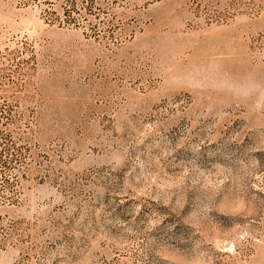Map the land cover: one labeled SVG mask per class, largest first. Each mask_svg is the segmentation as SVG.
I'll list each match as a JSON object with an SVG mask.
<instances>
[{
	"label": "rangeland",
	"instance_id": "obj_1",
	"mask_svg": "<svg viewBox=\"0 0 264 264\" xmlns=\"http://www.w3.org/2000/svg\"><path fill=\"white\" fill-rule=\"evenodd\" d=\"M245 74L264 0H0V264H264Z\"/></svg>",
	"mask_w": 264,
	"mask_h": 264
},
{
	"label": "clouds",
	"instance_id": "obj_2",
	"mask_svg": "<svg viewBox=\"0 0 264 264\" xmlns=\"http://www.w3.org/2000/svg\"><path fill=\"white\" fill-rule=\"evenodd\" d=\"M203 80L196 78L193 87L201 86ZM213 88L236 103L244 104L253 113H264V80L244 75L239 80L220 78Z\"/></svg>",
	"mask_w": 264,
	"mask_h": 264
}]
</instances>
